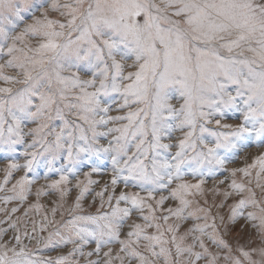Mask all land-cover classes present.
Returning a JSON list of instances; mask_svg holds the SVG:
<instances>
[{
  "label": "snow or ice",
  "instance_id": "1",
  "mask_svg": "<svg viewBox=\"0 0 264 264\" xmlns=\"http://www.w3.org/2000/svg\"><path fill=\"white\" fill-rule=\"evenodd\" d=\"M0 154V264H264V0H0Z\"/></svg>",
  "mask_w": 264,
  "mask_h": 264
},
{
  "label": "rangeland",
  "instance_id": "2",
  "mask_svg": "<svg viewBox=\"0 0 264 264\" xmlns=\"http://www.w3.org/2000/svg\"><path fill=\"white\" fill-rule=\"evenodd\" d=\"M129 63H131V61H129ZM118 99V98H117ZM173 104H174V106H178V104H177V102L174 100L173 101ZM116 105H114V107H115ZM113 114H117V113H113ZM257 151H259V149H257V148H252L251 149V152L252 153H255V152H257ZM243 158L241 157V160H242ZM4 163H5V161L2 159V154H0V167H3L4 166ZM99 164H101V165H104L105 167H104V170L105 171H109L110 170V165L109 164H107V162H105V161H103V160H101V161H99L98 162ZM234 166V165H233ZM44 170L43 169H38V172H43ZM3 177H2V174H0V179H2ZM94 179H100V177H98V176H94L93 177ZM108 177H105L104 179L106 180ZM41 183H43V181L41 180ZM56 253H53V255H55Z\"/></svg>",
  "mask_w": 264,
  "mask_h": 264
}]
</instances>
